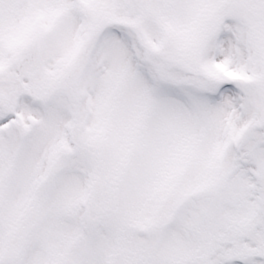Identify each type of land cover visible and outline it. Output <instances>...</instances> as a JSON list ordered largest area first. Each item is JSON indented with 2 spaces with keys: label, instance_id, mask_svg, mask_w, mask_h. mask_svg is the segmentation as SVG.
I'll return each instance as SVG.
<instances>
[{
  "label": "snow or ice",
  "instance_id": "6c2138e0",
  "mask_svg": "<svg viewBox=\"0 0 264 264\" xmlns=\"http://www.w3.org/2000/svg\"><path fill=\"white\" fill-rule=\"evenodd\" d=\"M0 264H264V0H0Z\"/></svg>",
  "mask_w": 264,
  "mask_h": 264
}]
</instances>
